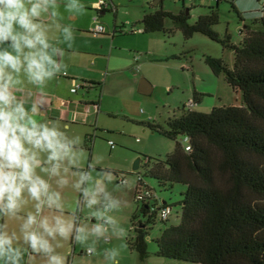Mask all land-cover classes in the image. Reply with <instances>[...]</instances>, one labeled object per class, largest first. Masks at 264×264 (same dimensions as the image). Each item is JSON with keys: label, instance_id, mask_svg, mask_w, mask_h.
Returning a JSON list of instances; mask_svg holds the SVG:
<instances>
[{"label": "trees", "instance_id": "obj_1", "mask_svg": "<svg viewBox=\"0 0 264 264\" xmlns=\"http://www.w3.org/2000/svg\"><path fill=\"white\" fill-rule=\"evenodd\" d=\"M199 1L182 5L178 13L163 10V0L155 6L147 2L156 10L143 15L142 33L166 32L168 19L185 39L198 33L220 42L233 53L232 67L212 57L205 62L214 75L223 76L232 91L241 93L242 101L208 113L183 110L163 125L141 123L174 142L164 159H154L152 164L149 157L141 159L144 176L164 190L175 184L186 187L178 203L180 223L161 231L154 240V255L193 264H264V15L244 25L238 32L239 44L234 45L213 31L219 22L214 9L188 23L189 12ZM125 31L133 34L131 29ZM86 142L91 143L89 136ZM136 176L134 202L138 207L130 216L125 245L144 261L149 254L148 231L157 219L167 221L168 216L162 219L160 214L166 208L170 213L171 207L143 182V176ZM143 185L149 196L135 200Z\"/></svg>", "mask_w": 264, "mask_h": 264}, {"label": "rangeland", "instance_id": "obj_2", "mask_svg": "<svg viewBox=\"0 0 264 264\" xmlns=\"http://www.w3.org/2000/svg\"><path fill=\"white\" fill-rule=\"evenodd\" d=\"M112 4L117 8L116 13L107 11L99 16L93 8L85 6L83 7L85 12L79 15H85L84 22H87L86 15L89 12L92 18L97 17L106 31L111 30L114 24L117 31L119 28L124 29L122 34L117 35L116 51L110 67L103 69L95 77L97 81L95 83H100L101 86L92 89L89 95L95 100L100 97L101 110L93 120L92 127H88L91 143L87 142L90 152L86 154V161L95 169V183L92 185L94 191L91 192V197L96 201L91 205L87 203L88 207L94 208L87 210L105 211L100 206L96 208L103 202L105 205L115 202L116 207L109 212L105 211L106 217H110L112 221L108 223L110 230L105 234L108 237L105 238L110 242L106 243L104 236H96L100 241L97 240L96 249L90 243L92 241L90 234H86L84 243L87 242L89 245L82 250L89 249L93 252V257L99 253L98 259L93 262L89 259L90 256L80 254L78 247L76 254L81 264H193L154 255V240L160 236L161 231L180 223L178 203L186 187L175 184L171 190H164L155 180L144 176L146 168L143 166L137 171H132L136 159L141 161L144 157H149L152 164L154 159H164L174 148L172 140L140 123L150 118L149 122L163 125L167 119L180 116L183 110L208 113L212 108L239 105L242 101L241 93L232 91L223 76L214 75L205 62L206 57L221 59L230 69L233 53L220 42L198 33L185 39L168 19L164 24L166 32L141 34L140 21L143 15L154 12L156 8L145 0H112ZM189 4L185 1L186 7H189ZM181 6V2L174 0L162 2V9L172 13H178ZM57 8L61 9L65 24L75 25V21L66 18L68 8L56 5L54 10ZM210 9L216 10L219 17L218 24L212 27L219 39L224 40L228 37L231 44L238 45L239 30L264 15V0H201L191 8L188 23H194L198 16L207 14ZM74 11L79 12V9ZM79 18L77 22H81L82 18ZM130 27L136 28L139 33L133 35L127 33L125 30H130ZM90 36L100 35L90 33ZM94 47L99 49V45ZM136 54H140L138 59L139 57L145 59V63L139 62L140 70L135 72L136 77H130L125 71L110 73L113 68H123L127 65L130 68L132 57ZM141 80L150 86L149 93L139 92ZM108 141L113 143V149L108 146ZM137 173L143 176V182L154 190L155 195L171 207L167 221L161 222L157 219L149 229L146 238L149 254L144 261H141L136 253L129 251L125 245V239L130 231V216L138 207L132 194ZM118 178L125 179L126 185H118ZM108 245L112 249L105 252L102 247ZM113 251L116 253L114 258L111 255ZM72 262L73 259L69 260V264Z\"/></svg>", "mask_w": 264, "mask_h": 264}, {"label": "clouds", "instance_id": "obj_3", "mask_svg": "<svg viewBox=\"0 0 264 264\" xmlns=\"http://www.w3.org/2000/svg\"><path fill=\"white\" fill-rule=\"evenodd\" d=\"M155 1V0H153ZM151 1V2H153ZM56 6V0H0V45L9 43V48H0V214L15 215L26 202L24 193L36 202L35 213H28L21 226L26 244L37 254L47 257V264H65L64 258L54 254L50 240L57 236L68 239L75 232V240L83 242L86 230L76 226L63 215L42 216V210H62L61 196L52 190L51 184L37 173V169L60 177L61 186L67 180L61 176L66 171L65 162L72 165L76 161L74 141L52 123L38 122L29 115L23 104L16 100L12 87L19 83L17 76L23 72L30 83L42 86L61 72V65L53 59L50 44L38 19L49 7ZM83 7L82 5L80 6ZM73 10V5L68 6ZM95 11V10H94ZM72 15L70 18H75ZM65 33L69 29H64ZM41 106L33 107L32 112L41 111ZM46 153V159L40 158ZM47 165V166H46ZM82 177L80 183H83ZM87 197L89 194L84 193ZM89 205L96 203L94 199ZM116 207L115 202L105 205V211ZM97 220L91 234L103 236L110 217L104 213L94 214ZM0 225V260L5 264H19L21 253L13 246L14 235H9ZM114 258L116 253H111Z\"/></svg>", "mask_w": 264, "mask_h": 264}, {"label": "crops", "instance_id": "obj_4", "mask_svg": "<svg viewBox=\"0 0 264 264\" xmlns=\"http://www.w3.org/2000/svg\"><path fill=\"white\" fill-rule=\"evenodd\" d=\"M97 1L98 0H56V5L59 7L68 8L69 5H73V11L70 12L68 10L66 18L67 20L75 21V25L65 24L60 12L61 9L58 10V8L55 11L54 8L49 7L46 12L41 14L37 22L40 23L45 30L50 44L49 51L53 52V49L55 50V52H53V59L61 65V72L57 73L52 79L46 81L42 86L30 83L26 75L21 72L17 76L19 83L12 87L16 100L23 104L24 108L28 110L29 115L34 116L40 123H48L49 126H51L52 123H56L67 138L75 142L74 151L77 154L76 161L72 165H68L67 162H65L67 170H62L61 172V176L67 180L66 185L61 186L57 183L60 177L51 176L37 169V173L51 184L52 190L60 193L62 204L61 211L45 207L41 215L49 217L53 215H63L66 219L73 221L76 226L84 228L87 235L88 233L90 234L92 240L90 243L96 249H98L97 240L99 241V238L91 234V229L98 222L104 224L105 220L101 219L98 221L96 219L94 214L99 211L87 210L94 209L88 207L87 203L92 199L91 192L93 193L94 191L92 185L95 183V169L93 165H89V161H86V154L90 152V147L87 145L86 139L89 136L88 127H92L93 120L97 118L101 110V99L100 97H98V100L91 99L89 95L92 89L101 86L100 83H95L97 82L95 77L102 72L103 69L110 67L111 60L116 51L115 45L118 39L117 35H119L114 33L116 30L114 24L111 30L106 31L105 29L104 34L100 36H90L88 30H90L93 25V23H90L93 18L88 12L86 15L88 20L84 22L83 16L85 17V15L82 16V14L79 15V13L85 12L83 8L85 6L93 8ZM107 1L109 7L106 11L98 13L99 16L104 15L107 11L116 13L117 8L112 4V0ZM145 1L150 2L148 0ZM185 1L190 3L189 0H182V5H185ZM174 2L179 1L174 0ZM151 4L154 5L152 2ZM81 5L83 6L82 8L80 7ZM77 8L79 12L74 11V9ZM72 15L76 17L70 18ZM79 16L82 18L81 22H77L79 21ZM131 26L134 25L131 24ZM65 28L69 29L68 33H65ZM130 29L137 30L131 27ZM140 31L141 34H145L142 33V29H140ZM9 43L10 42H6L0 45V48H8V50L11 51ZM95 45H99V49L94 47ZM139 55L140 54H136L132 57V65L129 66L130 68L127 67L128 65L123 68H113L110 73L115 74L125 71L130 77H136L135 74L140 70L139 62L145 63V59L143 60L142 57H139L137 61L134 60V57H138ZM75 82L84 84L85 86L78 89L75 93H71L70 89ZM141 82H144V88L151 90L150 86L144 80H141ZM95 105L98 107L97 111H95L93 107ZM38 106H41L42 110L33 113V107ZM146 121L149 122L150 118L141 122L144 123ZM40 158L45 160L46 153H40ZM82 177L84 182L80 183ZM126 183L125 181L123 185H126ZM133 187L134 184H132L131 187L132 191ZM85 192L89 194L87 197L84 195ZM132 194L134 197V191ZM24 200L26 202L15 215L0 214V225L4 226L3 230L9 235L15 236L13 246L18 248L21 253L19 264H47L46 256L33 252L29 245L24 242L21 226L28 213H35L36 211V202L28 196L27 192L24 193ZM98 206L105 209L104 202L101 203V205H97L96 208H98ZM107 211L109 212L110 209ZM100 212L104 213L106 217L105 211ZM105 226L108 232L110 227H108V224ZM105 234L103 235L104 238L107 237ZM74 237L75 232H73L72 236L68 239L57 236L56 239L50 240L55 250L54 254L63 257L65 264H69V260L72 259V264H81L76 254V247H78L80 248L79 253L90 256L91 258L89 259H92L93 262L96 258L98 259L100 256L99 253L95 254V257H93L92 251L90 254H86V251L89 249L82 250L85 246L89 245L87 242L84 243V241H86L85 239L83 242H77ZM108 242H110V240L106 243ZM102 248L105 249V252H109L112 249L109 245ZM0 264H5V262L0 260Z\"/></svg>", "mask_w": 264, "mask_h": 264}, {"label": "built area", "instance_id": "obj_5", "mask_svg": "<svg viewBox=\"0 0 264 264\" xmlns=\"http://www.w3.org/2000/svg\"><path fill=\"white\" fill-rule=\"evenodd\" d=\"M128 1H131V0H128ZM148 1H153V0H148ZM190 1V4L194 1V0H189ZM109 7V4H108V1L107 0H98L97 3L93 6L94 10L95 11H101V10H106L107 8ZM92 27L91 29L89 30V32L93 35H101V34H104L105 33V28L104 26L98 22V19L97 17H93L92 19ZM133 34L139 32L137 30H131ZM138 57H134V60L137 61ZM65 75V74H63ZM83 86H85L84 84H80V83H73V86L71 87L70 89V92L71 93H75L78 89L82 88ZM95 111H97L98 107L95 105L93 106ZM183 142H186V139H183ZM108 145L110 146L111 149H113L114 145L112 142H108ZM188 146L185 147L186 150H188ZM139 180V178H137V181ZM119 185H123L125 183V179L123 178H118V182H117ZM149 196V191L145 188V185H143L139 191L136 193V196H135V200H141L143 199L144 197H148ZM169 215V209L166 208L164 210L161 211V218L162 219H165L167 216ZM105 240L107 241L108 239L105 238ZM91 251L90 250H87L86 251V254H90Z\"/></svg>", "mask_w": 264, "mask_h": 264}, {"label": "water", "instance_id": "obj_6", "mask_svg": "<svg viewBox=\"0 0 264 264\" xmlns=\"http://www.w3.org/2000/svg\"><path fill=\"white\" fill-rule=\"evenodd\" d=\"M158 1L159 0H155L152 3L155 5V4L158 3ZM144 87H145L144 82H140L139 88H138L139 92L145 93V94L146 93H149L150 90L149 89H146ZM139 163H140V160L139 159H136L135 162H134V164H133V166H132V171H136L139 168Z\"/></svg>", "mask_w": 264, "mask_h": 264}]
</instances>
